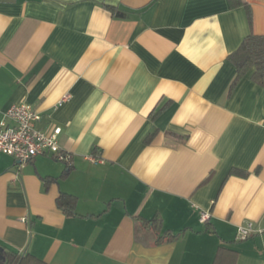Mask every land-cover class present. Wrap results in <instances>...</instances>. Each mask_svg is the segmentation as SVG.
<instances>
[{
    "label": "crops",
    "instance_id": "1",
    "mask_svg": "<svg viewBox=\"0 0 264 264\" xmlns=\"http://www.w3.org/2000/svg\"><path fill=\"white\" fill-rule=\"evenodd\" d=\"M244 1L0 0V120L30 104L71 155L0 154V248L49 264H214L224 247L264 264V87L231 86L228 57L264 35V0ZM153 217L158 235L140 221Z\"/></svg>",
    "mask_w": 264,
    "mask_h": 264
},
{
    "label": "built area",
    "instance_id": "2",
    "mask_svg": "<svg viewBox=\"0 0 264 264\" xmlns=\"http://www.w3.org/2000/svg\"><path fill=\"white\" fill-rule=\"evenodd\" d=\"M40 112L30 104L10 105L0 120V154L16 159L20 164L31 161L38 155H50L56 161L69 164L71 155L63 151L57 140L60 128L56 127L47 133L38 127ZM210 213L200 210L199 220L208 221ZM253 232L252 223L241 225L237 229L238 238L244 239Z\"/></svg>",
    "mask_w": 264,
    "mask_h": 264
},
{
    "label": "trees",
    "instance_id": "3",
    "mask_svg": "<svg viewBox=\"0 0 264 264\" xmlns=\"http://www.w3.org/2000/svg\"><path fill=\"white\" fill-rule=\"evenodd\" d=\"M232 7L247 5L244 0H229ZM113 9L114 7H108ZM235 68V77L231 86L235 85L241 77L249 76L252 81L264 87V35L249 33L243 38L238 48L229 56ZM156 131L148 133L144 138V143L150 142ZM74 198L68 194H60L57 198L58 206L66 213L72 212ZM143 226L150 227L158 235L159 218L140 219ZM169 233L158 236L157 242L169 237ZM236 251L219 247L214 257V264H233ZM0 264H49L35 255L25 251L16 252L7 248H0Z\"/></svg>",
    "mask_w": 264,
    "mask_h": 264
}]
</instances>
